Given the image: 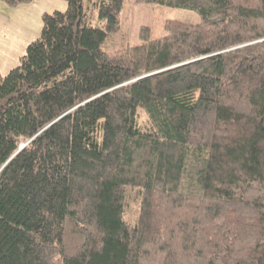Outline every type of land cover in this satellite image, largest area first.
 <instances>
[{
  "label": "trees",
  "instance_id": "1",
  "mask_svg": "<svg viewBox=\"0 0 264 264\" xmlns=\"http://www.w3.org/2000/svg\"><path fill=\"white\" fill-rule=\"evenodd\" d=\"M134 1L201 21L67 0L0 70V264H264V0Z\"/></svg>",
  "mask_w": 264,
  "mask_h": 264
},
{
  "label": "rangeland",
  "instance_id": "2",
  "mask_svg": "<svg viewBox=\"0 0 264 264\" xmlns=\"http://www.w3.org/2000/svg\"><path fill=\"white\" fill-rule=\"evenodd\" d=\"M0 5H7V3L1 1ZM67 5V0H35L32 6L22 5V8H15V13L21 15L31 24L38 25V30L41 32L42 18L38 15L37 19V16L35 17L30 13L37 11H40V13L43 11L53 12L56 9L65 10ZM28 8L31 9L28 11ZM169 18L190 23L201 21L199 13L190 8L167 3L126 0L121 27L107 36L103 46L106 50L112 51L127 45L141 44L145 41V38L141 35L143 26H149L150 36L157 37L162 34L163 24Z\"/></svg>",
  "mask_w": 264,
  "mask_h": 264
},
{
  "label": "crops",
  "instance_id": "3",
  "mask_svg": "<svg viewBox=\"0 0 264 264\" xmlns=\"http://www.w3.org/2000/svg\"><path fill=\"white\" fill-rule=\"evenodd\" d=\"M34 1L16 6L0 5V70L2 73H7L19 63L20 56L24 54L28 44L40 34L38 25L31 24L15 13V8H22V5L32 6ZM43 12L37 11L30 14L37 16L38 19V15L42 18Z\"/></svg>",
  "mask_w": 264,
  "mask_h": 264
}]
</instances>
